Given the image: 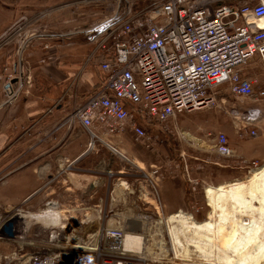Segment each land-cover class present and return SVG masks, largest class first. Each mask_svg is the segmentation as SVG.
<instances>
[{
	"label": "crops",
	"instance_id": "0c3cea01",
	"mask_svg": "<svg viewBox=\"0 0 264 264\" xmlns=\"http://www.w3.org/2000/svg\"><path fill=\"white\" fill-rule=\"evenodd\" d=\"M66 2L0 0V216L21 206L29 213L44 207L46 211L48 207L62 212L65 202L75 198L73 194L65 197L74 190L69 185L74 180L81 184L75 188L83 192L76 197H82L85 203L68 204L74 207L72 212L104 214L108 210L102 200L112 198L111 209L118 208L111 211L115 214L136 215L156 209L173 215L190 205L187 213L195 215L199 205L192 196L200 193L207 198L208 187L240 180L238 174L220 169L230 165V160L220 157L213 148L220 132L228 136L235 156L264 161V119L258 136L239 139L232 121L208 109L179 115L175 122L160 125L162 132L134 112L139 129L158 138L156 146L148 145L145 138L138 139L137 130L128 124L117 135H108L105 128H100L101 139L90 147L89 132L72 120L71 114L102 84L98 75L101 71L87 61L92 35L73 33L81 28L75 15L79 5L74 8ZM106 3L105 8L93 10L98 16L94 23L107 15L108 8L110 11V2ZM243 74L251 76L246 69ZM9 77L12 82L17 80L9 86L17 91L14 99L8 96ZM228 92L224 89L219 98L228 97ZM188 122L192 123V132L184 127ZM181 138L186 145L176 144ZM178 146H197L203 153L183 148L178 154ZM142 171L155 176L154 190L138 182ZM155 192L160 204L138 205L139 198ZM96 198L101 201L91 203ZM254 205L240 211L230 208L227 216L250 220L254 229L260 226L257 236L264 242V206L260 207L258 201Z\"/></svg>",
	"mask_w": 264,
	"mask_h": 264
},
{
	"label": "built area",
	"instance_id": "2783aa9c",
	"mask_svg": "<svg viewBox=\"0 0 264 264\" xmlns=\"http://www.w3.org/2000/svg\"><path fill=\"white\" fill-rule=\"evenodd\" d=\"M262 19L264 0H116L113 14L73 32L92 35L87 61L99 67L105 80L71 119L89 132L90 147L101 139L100 128L117 135L128 124L137 130L138 139H149L134 112L165 127L179 115L219 108L233 117L239 139L258 136L264 119V83L243 71L253 60L264 64ZM7 83L8 96L14 99L17 91L9 87L11 77ZM224 89L242 100L243 109H227L230 97L219 98ZM214 140L219 155L235 156L226 134L220 132ZM234 163L239 168L259 166L247 159ZM103 227L93 249L97 253L78 255L73 264H166L127 252L106 232L115 230L121 237L122 230Z\"/></svg>",
	"mask_w": 264,
	"mask_h": 264
},
{
	"label": "rangeland",
	"instance_id": "374dc122",
	"mask_svg": "<svg viewBox=\"0 0 264 264\" xmlns=\"http://www.w3.org/2000/svg\"><path fill=\"white\" fill-rule=\"evenodd\" d=\"M66 1V5H73L74 8L76 5H79L76 8L77 14L75 15L79 19L76 25H79L81 28L77 30L89 27L91 26L90 24L97 21L96 19H98V16L94 15L95 13H93V10L98 11L102 8H105L104 4L107 1L110 2L108 4H110L111 7L110 11L109 8L106 10L105 14L107 15L105 17L113 14L116 5V0ZM73 6H71V8H73ZM246 70L251 75H257V77L260 78L261 83H264V64L262 62L253 60L250 65L246 67ZM100 74L101 73L98 71V75ZM7 82H9V79ZM228 97H230V103L226 104L227 109H243L244 103H242V100L232 97L231 94ZM246 105L249 104L246 103ZM207 109L216 111L220 118L228 121L229 123L232 121L233 125V117L230 116L229 118V115L226 114L224 110L211 108ZM185 114L189 115V113ZM193 115L195 118L199 117L197 114ZM152 125H156L157 130L162 132L160 125ZM187 126L192 132V123L188 122L184 125L186 128ZM144 132L147 133L146 131ZM147 135L149 138H151L146 139V143L150 146H156L158 138L155 137L153 133H150L151 136L148 133ZM202 136L204 137V135ZM176 144L186 145L184 139L182 138L177 139ZM183 148H192L193 150H197L199 154L203 153L198 149L197 146H178L176 147L177 151L179 152L178 154H181ZM205 154L216 156L213 152H205ZM245 158H243L242 155L227 157L226 159L230 160V165L226 168L220 169L224 170L226 173L229 172L238 174L240 176V180H246L254 170L264 165V161L251 160L252 162H258L259 166H257V168H239V166L234 163L242 162V160H245ZM154 180L155 176L153 174L142 171L140 173V180H138V182H143L142 186L147 185V188L154 190ZM152 181H154V183ZM69 185H72L71 187H73L74 190L70 189V193H66L65 197H71L73 194L75 198L65 202L66 209H64L62 212L57 208L50 209L48 207V210L46 211L44 207L43 209H39L34 213H29V210L26 209L25 206H21L18 207L14 212L0 216V264H24L31 256L35 257L33 264H42V262L39 261V256H45V258L51 259V261L55 262V264H59L60 260L64 259L63 255L71 261L72 257L76 258L78 255L83 253L85 255H90L92 253L96 254L97 251H93V249L96 247L97 243L100 242L101 234L105 232V230H103V226L105 225L106 228L111 227L122 230L123 234L126 232L142 234L145 237V257L147 259H155L166 264H207L210 261L217 260V252V255L222 254L220 239L217 235H215V233H208V231L198 229L194 225L187 226L180 222H173L174 224L172 222H168L167 220L172 214L164 215L162 212H156V209H148L144 211L145 213L136 215L115 214L112 212L114 210H118V208L114 207L111 209V201H113L111 198L110 200H102L103 207L104 202H106L107 205L109 201V204L107 206L105 205L104 207V209L108 210V212L106 211L104 214H80L77 212H72L74 207H70V205L75 206L78 204V202L81 203L84 201L82 200V197L80 199L76 197L82 196L83 192H80L75 188V186H80L81 184L74 180L71 181ZM142 189L144 191L146 190L144 187ZM149 197L146 196L139 198L138 205L142 207H152L153 205H158L160 202L156 192L155 195ZM96 200L98 201L97 203L101 201L99 198H96L94 200L91 199V203L95 202ZM188 201L191 202L190 199ZM192 201L197 202V204L202 207L198 213L191 216L190 213H187L190 210V205H188L183 209L184 213L189 215L192 220L196 222L201 223L206 221L209 218V212L211 210V207L208 206L207 198L205 196L202 198L201 194L197 193L196 195L192 196ZM68 204L70 205L67 206ZM179 211L182 210H178L177 213ZM110 230H106V232H109ZM206 233L207 236L205 235ZM201 236H204L203 239L205 241ZM109 241L111 242V240ZM102 246L105 247L104 242ZM115 251L116 250H106V252L109 254H113ZM71 252L82 253L72 255L73 253ZM52 256L57 258H51Z\"/></svg>",
	"mask_w": 264,
	"mask_h": 264
},
{
	"label": "bare ground",
	"instance_id": "6f19581e",
	"mask_svg": "<svg viewBox=\"0 0 264 264\" xmlns=\"http://www.w3.org/2000/svg\"><path fill=\"white\" fill-rule=\"evenodd\" d=\"M260 22L262 25H264L263 19L260 20ZM207 199L210 207L212 208L209 220L199 223L192 220V218L189 215H186L184 212H178L171 215L168 219V222H180L187 226L194 225L198 229L208 231V233H215V235H217L220 239L221 243L222 254L217 255L218 252L216 254V256H218L216 261L220 264H264V242L259 241V237L257 236L260 226L254 229L252 224L254 222L250 220H245L243 217L240 218L234 214L232 216H227V214L229 215L228 212L231 211L230 208L240 211L245 207H255V201H258L260 207L264 206V165L254 170L245 181L235 180L220 184L218 186L208 187ZM205 235L207 236V233ZM108 236L110 239L114 238L119 243V246H121L127 252H130L133 255L139 254L142 258H146V249L144 246L145 237L141 234L126 232L120 237L118 231L110 230ZM204 236H201L202 239ZM71 253H73L72 255H77L81 254L82 252ZM34 258V256L29 257L27 261L25 260L26 262L24 264H33ZM38 258L42 264H55V262H52L49 258H45V256H39ZM51 258L57 257L52 256ZM63 258V260L59 259V264H73L75 262V258L73 257L71 261L64 255Z\"/></svg>",
	"mask_w": 264,
	"mask_h": 264
},
{
	"label": "trees",
	"instance_id": "16d2710c",
	"mask_svg": "<svg viewBox=\"0 0 264 264\" xmlns=\"http://www.w3.org/2000/svg\"><path fill=\"white\" fill-rule=\"evenodd\" d=\"M105 80V76L104 74L101 72V78H100V81L103 82ZM99 87H97L94 91H96ZM91 95V94H90ZM89 95V96H90Z\"/></svg>",
	"mask_w": 264,
	"mask_h": 264
},
{
	"label": "water",
	"instance_id": "95a60500",
	"mask_svg": "<svg viewBox=\"0 0 264 264\" xmlns=\"http://www.w3.org/2000/svg\"><path fill=\"white\" fill-rule=\"evenodd\" d=\"M17 80L13 81L12 83L16 82ZM10 85V84H9Z\"/></svg>",
	"mask_w": 264,
	"mask_h": 264
}]
</instances>
